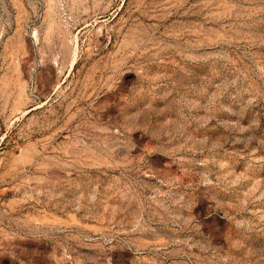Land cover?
Wrapping results in <instances>:
<instances>
[{"label": "rangeland", "instance_id": "rangeland-1", "mask_svg": "<svg viewBox=\"0 0 264 264\" xmlns=\"http://www.w3.org/2000/svg\"><path fill=\"white\" fill-rule=\"evenodd\" d=\"M0 264H264V0H0Z\"/></svg>", "mask_w": 264, "mask_h": 264}]
</instances>
